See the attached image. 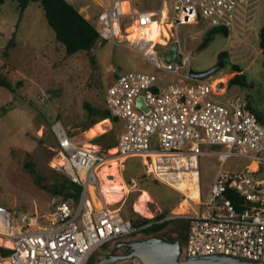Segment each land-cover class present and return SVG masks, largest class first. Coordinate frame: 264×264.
Returning a JSON list of instances; mask_svg holds the SVG:
<instances>
[{
	"label": "built area",
	"instance_id": "built-area-1",
	"mask_svg": "<svg viewBox=\"0 0 264 264\" xmlns=\"http://www.w3.org/2000/svg\"><path fill=\"white\" fill-rule=\"evenodd\" d=\"M139 1L108 0L97 16L100 38L135 47L157 71L178 79L164 82L155 73L133 71L117 76L106 92L107 109L121 124L114 153L79 145L61 121L52 124L58 145L54 168L82 190L78 200L53 194L49 215L14 216L0 204V247L11 250L7 256L0 252V264H90L98 249L138 230L120 210L105 202L97 206L91 196L94 186L103 200L100 171L111 159L142 157L148 175L180 190L186 174L199 177L200 158L206 155L218 156L221 165L208 191L200 194L201 210L184 215L181 259L227 254L264 261L263 121L247 101L225 99L221 82L194 77L191 55L180 44L181 63L162 58L156 50L160 42L127 38L129 28L142 32L158 22L169 40L178 25L204 22L226 29L232 46L238 41L251 46L259 39L255 19L261 0H173L169 13L165 0L158 8H140ZM234 156L256 162L257 168L251 162L226 169Z\"/></svg>",
	"mask_w": 264,
	"mask_h": 264
},
{
	"label": "rangeland",
	"instance_id": "rangeland-1",
	"mask_svg": "<svg viewBox=\"0 0 264 264\" xmlns=\"http://www.w3.org/2000/svg\"><path fill=\"white\" fill-rule=\"evenodd\" d=\"M68 1L79 10L86 8L82 13L89 16L90 22L99 29L97 16L106 3L105 0ZM171 1L165 0L167 13L170 11ZM161 3L162 0L138 2L140 8L159 7ZM18 19V3L15 0H6L0 7V75L6 78L11 88L0 86V204L9 208L14 216L25 213L49 215L53 194L38 185L35 176L25 164L32 162L34 169L46 181L52 180L54 171H58L54 168L58 161V145L52 132V124L57 120L61 121L69 136L73 132L76 143L85 147L87 144L92 145L88 148L106 152L107 149L103 145L95 144L93 139L107 131H112L118 137L121 124L113 123L109 119L105 132L88 137L87 131L90 128L86 129V126L90 116L85 104L95 108H107V89L117 76L126 72L155 73L163 77L164 82L178 78L157 71L135 47L119 45L111 40L100 39L91 51L67 55L65 46L56 39V33L49 26L39 2L29 4L17 26ZM255 24L259 32L264 25V0L260 2ZM212 28L214 27H209L204 22L182 25L176 29L174 35L170 34L169 40L166 39L168 43L158 44L156 50L162 58L167 59L175 42L179 40L171 60L181 63L180 44L181 49L191 55L190 65L193 72H206L217 67L219 53H228L224 66L207 79L212 82L225 79L220 81V87H227L224 98H241L247 101L260 112L264 123V53H259L261 48L258 37L251 41V46L245 41H238L233 43V47L227 34L220 31L202 47L208 31ZM235 66L241 67L242 72H238ZM238 73H243L246 86L229 83ZM110 150L114 152L115 148ZM261 155L264 157V152ZM117 162L129 190L119 202L111 204L112 208L120 210L134 223L141 222L142 218H154L164 213V220L169 221L168 225L152 235L172 241L186 235L185 214L177 213L176 210L187 195L148 175L142 157H119ZM251 162L245 157L234 156L225 166L226 169L235 170ZM220 165L221 160L216 155L201 156L199 187L202 197L208 191ZM110 178L113 179L114 176ZM103 182L101 179V186ZM143 190L151 195L152 200L146 203V208L153 214L152 217L135 210L134 205ZM196 210L200 211L201 206L192 202L189 213ZM150 236L139 229L125 240ZM112 244L104 245L94 256L103 257ZM115 264L142 263L139 259H128Z\"/></svg>",
	"mask_w": 264,
	"mask_h": 264
},
{
	"label": "trees",
	"instance_id": "trees-1",
	"mask_svg": "<svg viewBox=\"0 0 264 264\" xmlns=\"http://www.w3.org/2000/svg\"><path fill=\"white\" fill-rule=\"evenodd\" d=\"M18 3L19 19L18 24L21 22L25 10L32 2H39L43 7L46 15L47 22L56 33V39L65 46L66 54L73 55L79 52L91 51L95 45L99 42L100 34L97 28L90 22L80 10L70 3L68 0H15ZM6 2V0H0V7ZM224 32L227 34V30L223 28L214 27L210 29L202 43V47L206 46L213 36L218 32ZM259 45L264 53V25L259 30ZM171 54L167 55V60H171ZM228 53H219V62H226ZM238 72H242L241 67L235 66ZM229 83L231 85L246 86L247 81L243 76V73L236 74ZM0 86L11 88L10 83L0 75ZM89 112L90 121L86 126V129L91 128L96 123L105 119H110L113 123H119L117 118L111 117L107 108H95L89 104H85ZM250 106V105H249ZM250 108L258 115L260 120V112L256 108L250 106ZM70 137L74 139L73 132L70 133ZM119 137V135H118ZM118 137L112 131H107L93 139V142L98 145H103L106 149H111L117 146ZM25 167L35 176V180L39 186L49 190L54 195L63 196L67 199L78 200L81 186L73 182L65 174L59 173L55 169V175L52 180L46 181L43 175L38 173L34 169L32 162H27ZM165 214L161 213L154 218H142V221L135 223V226L140 229L145 235H152L163 230L169 223L168 220H164ZM187 233L185 235L186 239ZM184 243V241L182 242ZM0 252L5 256L9 255L11 250L0 247ZM142 263V262H141ZM143 264V263H142Z\"/></svg>",
	"mask_w": 264,
	"mask_h": 264
},
{
	"label": "bare ground",
	"instance_id": "bare-ground-1",
	"mask_svg": "<svg viewBox=\"0 0 264 264\" xmlns=\"http://www.w3.org/2000/svg\"><path fill=\"white\" fill-rule=\"evenodd\" d=\"M128 32L130 34L128 35L127 38L131 41H134L135 39L138 38L140 39L146 38L148 39V41H152L153 44L158 42L163 44L167 43L166 39L162 37V33H165V37H166L168 35V32L158 22H153L149 27H147L142 32L138 31L135 27L129 28ZM149 50H152V47H150ZM220 81H225V79L222 78L216 79L213 82V85H217ZM105 125H109L108 119L98 122L94 126H92L87 131V136L94 137L96 135H99L100 133L105 132L106 131ZM86 147H92V145L88 146L87 144ZM109 163L110 164L108 166H104L100 171L101 178L102 180H104L103 185L101 186V193L103 196V200L97 197L95 187L94 186L90 187L91 196L97 206H100L103 202L109 205L117 203L123 198V196L129 190V187L125 184L124 179L120 173L117 159H111ZM250 166L252 169L255 170L257 168V163L253 161L250 164ZM112 175L114 176L113 179L110 178ZM185 176L186 178H183L182 181H180L181 184L179 185V189L187 195V198L180 203V205L176 210L177 213H182V214L189 213V207L191 206V203L193 202L195 204H198L201 196L198 174L188 173ZM151 200L152 198L149 192L147 190H143V193L140 196L138 202H136V204L134 205L135 210L144 216L152 217L153 214L149 212L146 208V203ZM1 242L2 239L0 238V243ZM7 244L11 245L10 243ZM3 264H10V262L6 260L3 262Z\"/></svg>",
	"mask_w": 264,
	"mask_h": 264
},
{
	"label": "water",
	"instance_id": "water-1",
	"mask_svg": "<svg viewBox=\"0 0 264 264\" xmlns=\"http://www.w3.org/2000/svg\"><path fill=\"white\" fill-rule=\"evenodd\" d=\"M181 25H178V28ZM178 43L175 42L172 53L176 51ZM224 66L221 62L217 67L206 72H193L192 75L196 78H207L215 74ZM143 99H140V104ZM182 240H168L159 235H152L144 239L132 240L128 243L130 246L129 252L124 255L110 254L94 264H115L119 260H127L137 258L143 264H264V261L256 262L251 259H244L237 256L227 254H213L198 257L181 259Z\"/></svg>",
	"mask_w": 264,
	"mask_h": 264
},
{
	"label": "flooded vegetation",
	"instance_id": "flooded-vegetation-1",
	"mask_svg": "<svg viewBox=\"0 0 264 264\" xmlns=\"http://www.w3.org/2000/svg\"><path fill=\"white\" fill-rule=\"evenodd\" d=\"M164 238H166V237H164ZM166 239H168V238H166ZM179 239H181L182 242L185 241V235L180 237ZM129 242H130L129 240H125V239L114 242L111 245V247L107 250L106 254L103 257L100 258V257L94 256L92 261H91V264H94L95 262H97V261L101 260L102 258H104L110 254H113V253L120 254V255L127 254L129 252V249H130V246L128 245ZM133 259H137V258H133ZM119 261H122V260H119Z\"/></svg>",
	"mask_w": 264,
	"mask_h": 264
},
{
	"label": "crops",
	"instance_id": "crops-1",
	"mask_svg": "<svg viewBox=\"0 0 264 264\" xmlns=\"http://www.w3.org/2000/svg\"><path fill=\"white\" fill-rule=\"evenodd\" d=\"M106 1V3L105 4H107L108 3V0H105ZM173 1V0H172ZM172 1H171V3H172ZM149 8H158V7H151V6H148ZM86 8H81L80 9V12H82V11H84ZM86 18H88L89 19V16H85ZM109 120V119H108ZM109 122H110V120H109ZM206 193V192H205Z\"/></svg>",
	"mask_w": 264,
	"mask_h": 264
}]
</instances>
